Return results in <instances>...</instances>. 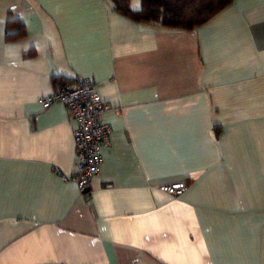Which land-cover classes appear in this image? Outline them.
Returning <instances> with one entry per match:
<instances>
[{"label":"crops","instance_id":"obj_1","mask_svg":"<svg viewBox=\"0 0 264 264\" xmlns=\"http://www.w3.org/2000/svg\"><path fill=\"white\" fill-rule=\"evenodd\" d=\"M78 77L108 105L86 191L75 119L40 103ZM0 264H264V0L191 29L111 0H0Z\"/></svg>","mask_w":264,"mask_h":264},{"label":"built area","instance_id":"obj_2","mask_svg":"<svg viewBox=\"0 0 264 264\" xmlns=\"http://www.w3.org/2000/svg\"><path fill=\"white\" fill-rule=\"evenodd\" d=\"M55 101L63 103L76 121V127L72 130L76 160L70 178L83 191L90 185L91 177L99 171L100 147L107 142L109 132V126L101 117V112L108 105L102 101L94 83L86 77H78L69 82L61 81L40 98L42 108ZM184 188L183 181L159 185V189L172 195L180 193Z\"/></svg>","mask_w":264,"mask_h":264},{"label":"trees","instance_id":"obj_3","mask_svg":"<svg viewBox=\"0 0 264 264\" xmlns=\"http://www.w3.org/2000/svg\"><path fill=\"white\" fill-rule=\"evenodd\" d=\"M230 0H139L134 8L130 0H111L112 7L119 13L138 21L166 27L191 29L207 20ZM16 27L6 37L13 38L25 33V27L18 19H8L6 28ZM69 81L68 78L63 79Z\"/></svg>","mask_w":264,"mask_h":264},{"label":"water","instance_id":"obj_4","mask_svg":"<svg viewBox=\"0 0 264 264\" xmlns=\"http://www.w3.org/2000/svg\"><path fill=\"white\" fill-rule=\"evenodd\" d=\"M88 189V187H85L84 189H83V191H86Z\"/></svg>","mask_w":264,"mask_h":264}]
</instances>
